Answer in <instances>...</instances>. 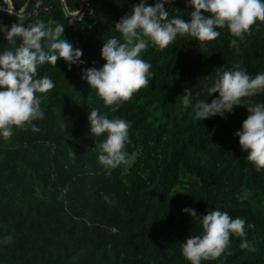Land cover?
I'll list each match as a JSON object with an SVG mask.
<instances>
[{"label": "trees", "instance_id": "16d2710c", "mask_svg": "<svg viewBox=\"0 0 264 264\" xmlns=\"http://www.w3.org/2000/svg\"><path fill=\"white\" fill-rule=\"evenodd\" d=\"M7 1L25 27L62 24L61 38L82 50L84 63L71 70L63 59L41 65L37 78L47 75L55 87L37 94L44 118L32 124L39 131L26 125L14 127L9 139L0 135V264H190L182 244L202 235L200 217L214 210L244 219L245 236L233 235L219 258L201 264H264V170L247 161L236 136L249 115L246 101L264 104V92L223 118L194 119L197 102L219 97L207 91L218 69L240 64L253 78L264 74V22L242 41L225 27L211 42L177 36L163 51L149 43L140 54L151 64L148 86L113 112L82 71L106 63L105 41L124 42L114 25L140 0H88L95 16L81 20L71 14L83 0H0V8ZM165 8L169 19L185 21L194 11L186 0H169ZM16 14L0 10V26L10 29L19 22ZM232 39L237 46H230ZM19 43L0 31V54ZM185 89L192 92L187 107L180 101ZM91 108L129 124L127 163L110 175L98 161L106 134L91 135ZM242 190L248 192L243 201ZM7 236L13 241L4 244ZM245 240L250 247L242 249Z\"/></svg>", "mask_w": 264, "mask_h": 264}, {"label": "clouds", "instance_id": "9594fccd", "mask_svg": "<svg viewBox=\"0 0 264 264\" xmlns=\"http://www.w3.org/2000/svg\"><path fill=\"white\" fill-rule=\"evenodd\" d=\"M168 2L157 0L154 6H149L147 0H140L129 15L114 25L124 42L121 43L116 37L105 41L101 55L106 63L99 69L92 67L82 71V79L95 90L105 107H111L113 112L148 86L151 64L141 59L140 54L149 43L163 51L177 36H191L200 43L211 42L220 36L216 29L225 27L233 37L242 41L257 21L264 22V0H186L194 8L189 21L179 17L169 19L165 8ZM0 10L9 15L16 14L10 3L8 8ZM16 15L19 22L12 24L10 29L0 26L9 43L14 44L16 38L20 40L19 46L12 50L5 49L0 54V135L5 139L11 138L14 127L24 129L30 125L32 131H39L32 124V121L44 118L37 94H46L55 87L47 75L37 78L41 65L46 62L57 65L58 60L63 59L71 70L72 65L84 63L81 60L82 50L61 38L65 29L62 24L53 27L54 21H49L47 26L43 22H36L25 27L20 22V13ZM45 41L47 51L43 44ZM230 46H237V40L232 39ZM216 73L218 78L207 91L210 97L216 93L219 97L211 103L203 100L197 102L194 110L196 120L217 115L223 118L234 107L241 106L245 98L264 92V74H257L253 78L240 64L231 70L218 69ZM191 96V90L185 89V94L180 98L185 107L191 103ZM246 104L249 115L236 136L239 137L242 151L248 153L247 161L260 171L264 170V104H253L251 100ZM88 119L93 137L106 134V139L99 144L98 161L110 175L111 170L127 163L124 149L129 124L122 119H109L96 108H91ZM247 198V190L238 194L241 201ZM183 211L197 217L195 210L185 208ZM200 219L202 235L190 236L182 244V255L190 264L219 258L233 235L245 236V220L233 219L227 212L209 211ZM248 227L254 228V225L249 224ZM12 241L13 237L7 236L3 243ZM249 247L247 240L241 243L242 249Z\"/></svg>", "mask_w": 264, "mask_h": 264}, {"label": "built area", "instance_id": "2783aa9c", "mask_svg": "<svg viewBox=\"0 0 264 264\" xmlns=\"http://www.w3.org/2000/svg\"><path fill=\"white\" fill-rule=\"evenodd\" d=\"M9 3L10 2L7 1L8 6L5 7V8L9 7ZM10 5H11V3H10ZM38 5H39V3L37 4V6ZM37 6H36V8H37ZM11 7H12V5H11ZM0 9H3V8H0ZM12 9H14V8L12 7ZM3 12H6V11H3ZM14 13H17V11L14 10ZM71 15L72 16H77L78 19L81 20L83 17H86V16L94 17L95 16V12H94L91 4L89 3V1L88 0H83L82 7L79 10H77L75 13L71 14Z\"/></svg>", "mask_w": 264, "mask_h": 264}, {"label": "rangeland", "instance_id": "374dc122", "mask_svg": "<svg viewBox=\"0 0 264 264\" xmlns=\"http://www.w3.org/2000/svg\"><path fill=\"white\" fill-rule=\"evenodd\" d=\"M132 162V160H129V163H131Z\"/></svg>", "mask_w": 264, "mask_h": 264}]
</instances>
